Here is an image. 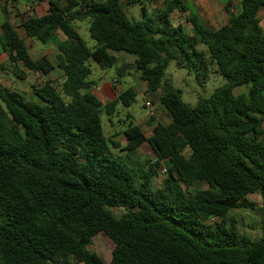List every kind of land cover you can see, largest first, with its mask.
<instances>
[{
  "label": "trees",
  "instance_id": "obj_1",
  "mask_svg": "<svg viewBox=\"0 0 264 264\" xmlns=\"http://www.w3.org/2000/svg\"><path fill=\"white\" fill-rule=\"evenodd\" d=\"M48 1V12L31 14L23 27L27 38L55 49V61L34 58L18 30L0 23V56L8 55L18 78H26L24 68L44 82L34 88L39 101L0 85V264H106L89 250L99 233L115 246L109 264H264V0H241L237 14L226 0L230 18L216 29L194 12V0H165L151 10L150 0ZM135 5L139 21L126 11ZM175 11L190 12V33L172 24ZM84 20L93 47L75 26ZM116 52L135 56L140 79L160 92L171 119L150 136L130 121L124 148L107 136L102 115L112 121L135 92L106 104L92 93V62L111 68ZM172 61L202 72L215 64L227 83L192 107L166 77ZM56 68L59 85L50 78ZM126 70L123 64L119 75ZM244 84L249 92L234 95ZM145 143L153 161L137 168L124 162L140 161ZM158 168L167 177L155 188ZM198 182L208 187L188 191ZM250 195L261 198V238L210 223L256 210Z\"/></svg>",
  "mask_w": 264,
  "mask_h": 264
},
{
  "label": "rangeland",
  "instance_id": "obj_2",
  "mask_svg": "<svg viewBox=\"0 0 264 264\" xmlns=\"http://www.w3.org/2000/svg\"><path fill=\"white\" fill-rule=\"evenodd\" d=\"M17 1L19 4L20 1H27V0H13ZM19 1V2H18ZM31 1H42V0H31ZM60 1H66V0H60ZM126 1V0H123ZM150 1H157L158 6L161 5L162 1L165 0H150ZM203 1H221V0H195L193 2V8H199L206 7V2ZM234 1L232 7L235 9V12H232L234 14H237L240 11V5L239 2L241 0H232ZM154 3H149V8ZM198 4V6H196ZM156 5L155 8H158ZM17 7V6H14ZM36 7V6H35ZM201 7V8H200ZM203 8V9H204ZM127 14L130 19H134L136 21H139L144 18L142 14V9L140 5H135L133 7L126 9ZM223 12V11H222ZM33 13V12H31ZM30 13V14H31ZM224 19L222 18V21L217 22V26H222L225 22L228 21L229 16L228 13L226 14L223 12ZM208 17V16H207ZM259 18L261 21V26L264 29V7L261 9L259 13ZM210 20V18H207ZM173 22L174 25H177L178 23L184 24L186 27V30L191 29V24L186 21V19L183 17L182 12L180 14H174L173 15ZM14 26L18 29L20 35L24 37L27 41V45L30 49V53L34 58H40L42 56H47L49 59L55 61L56 51L52 46H46L44 44H41L39 42H33V40L28 39L25 34L24 30L22 28V23H20V20L14 19ZM79 34L84 39L86 44L89 47H93L96 45V42L91 39L89 34V21L84 20L81 22H76L75 24ZM61 35V34H60ZM199 49H203L205 51L204 46L198 47ZM117 57L119 58L118 63L106 70L100 69L94 62H92V78L95 79L97 82H103V81H113L114 78L120 81V86L123 91H126L128 89H132L136 96L131 100L129 106H124L122 103L118 106V110L116 113L115 118L111 120H108L107 116L105 114L102 115L103 119V126L104 130L108 137L115 136L114 138L118 140L121 145L124 143V137L121 134V127L123 122H125L127 125L130 121L133 122V124L138 125L140 122L144 121L149 117L151 111H152V99L150 100L151 94H145V90L142 89L143 86V80L140 79L139 73L136 69V66L133 61H131V58H135V56L127 54L125 52H116ZM123 63L127 64V70L125 73L120 76L119 75V69L122 67ZM8 71L11 75L3 74V76L0 77V85L9 87L13 90L18 91L21 93L27 100L30 101H39V98L34 94V88L40 86L43 84V79L40 78L38 74L32 73L29 70H26L24 68L23 71L26 75L25 79L18 78L17 75L12 72L11 66L8 65ZM218 68L215 64H209L207 66V71L202 72V68L196 64L195 66L192 65L191 70L188 69H181L177 66L175 61H172L168 64L166 68V77L170 81V83L173 85L175 89L180 91L182 100L194 107L198 104L199 99H208L212 96L213 92L216 89H219L223 87L227 81L226 79L219 74L217 71ZM63 72L56 68L54 72L50 75V78L59 85L63 78ZM113 83V82H112ZM250 84H244L241 86H237L234 89V95L238 96L240 94H247L249 92ZM145 94V95H143ZM157 99V97H155ZM147 102L151 103V106L147 105ZM112 122V123H111ZM114 122V123H113ZM146 125V122L143 123ZM119 134V135H118ZM121 134V135H120ZM116 156H124L125 152L121 151L120 149H113ZM151 147L148 143H146L142 150L140 149L138 151V154L140 155L138 158H140V161H132L130 158L125 157L123 160L128 165H131L133 167H139L140 163H144L145 160H154L152 158L151 154ZM137 163V165H136ZM163 168H158V174L154 177L153 186L155 188H159L163 185L164 180L167 177V174L162 172ZM207 184L205 182H198L194 186L188 189L190 192H196L202 189L207 188ZM249 198L257 203L256 210H234L230 213L229 220L223 222L218 219L212 220L210 223H222L226 226H230L231 224L234 225V227L238 230L240 235H246L249 238L256 240L262 237V226H263V214L261 211V198L257 195H250ZM115 216L119 217L123 213V209H112ZM114 243L104 234L99 233L93 238L92 245L89 246V250L96 252L106 264H109L113 251H114ZM71 263H74V259L71 258Z\"/></svg>",
  "mask_w": 264,
  "mask_h": 264
},
{
  "label": "crops",
  "instance_id": "obj_3",
  "mask_svg": "<svg viewBox=\"0 0 264 264\" xmlns=\"http://www.w3.org/2000/svg\"><path fill=\"white\" fill-rule=\"evenodd\" d=\"M122 2L124 3L125 1L122 0ZM193 2H195V0L191 1V4H193ZM203 2H206V7L205 8L204 7H202V8L200 7L201 9L193 8L194 12H196L198 14V16L200 17L202 22L207 27L213 28V29L220 28L221 26H217V22L222 21V18L224 19V17H223L224 13L223 12L226 13L224 8H225V5H226L227 1L226 0H221V1H203ZM151 3H154V4L150 5L151 7L149 8V10L155 8L156 5L158 6V4H157L158 2L157 1H155V2L151 1ZM159 3H161V5H159L158 8L161 7L164 4V1L159 2ZM233 3H234V1H232V4H231V13L235 12V9L232 7ZM14 6H17V7H14ZM196 6H198V4ZM192 7H193V5H192ZM48 9H49V1L48 0H42V1L27 0V1H24V2L20 1L19 4L17 3V1L15 2L13 0H0V23H1V21L6 19L14 26V19L20 20V23H22V28L24 30V34L27 37L25 29L23 27L24 21L31 14L43 15V14L48 12ZM31 12H33V13H31ZM180 12H182L183 17L187 21V19L191 15L190 12L175 11L174 14L175 13L176 14H180ZM173 15L171 17V20H172V24L174 25ZM207 16L210 18V20L207 19L208 18ZM229 18H230V16H229ZM227 22L222 24V26L225 25ZM177 25H183L185 27V25L181 24V23H178ZM177 25H174V26H177ZM185 29H186V27H185ZM186 31L190 33L192 31V26H191V29L186 30ZM0 34H1V30H0ZM60 37L64 38L63 36H60ZM22 38H24V37H22ZM28 39H30V38H28ZM30 40H32V39H30ZM33 42H35V41L33 40ZM114 54L117 56L116 53H114ZM131 61L135 62V58L132 57ZM123 64H126V63H123ZM1 65H3V66L5 65V69H3V70L0 69V75L1 76H3V74L11 75L10 72L8 71V67H7L9 64H8V55L6 53H3L0 56V66ZM11 69H12V72H14V69H13L12 66H11ZM91 79L96 81L92 77H91ZM143 82L144 83H143L142 89H144V90L146 89L145 90L146 91L145 94L147 95L149 93V94H151V96H153V97L150 98V100L152 99L151 101L153 102L152 106H151L152 107V111H151L149 117H147V119H145L144 121L140 122L137 126L140 127V129L142 130V132L146 136H150L152 134V131H153V129H154V127L156 125H158V124L168 125L170 123L171 119H170V116H169L168 112L164 109V107L162 106V104L160 102V92L159 91H157V92H149L147 90V83L145 81H143ZM96 83L97 84L93 88L92 93L94 95H96L97 98L104 104L116 100L118 98V96L121 93L124 92L121 89L119 80H118V85H114L112 83V81H103V82H97L96 81ZM145 94H143V95H145ZM155 97H157V99ZM115 116L113 118H115ZM144 122H146V125L143 124ZM126 126H127V124L123 122L121 130H120L122 136L124 137V143H122V145H121V143L118 140H116L114 138L115 136L111 137L112 139L118 141L122 148H124L127 145V139H126V136L124 135V130L126 129ZM145 144H143L141 146V148H140L141 150H142V148H143V146ZM151 154L154 155L153 151H151ZM152 158H155V155L152 156Z\"/></svg>",
  "mask_w": 264,
  "mask_h": 264
},
{
  "label": "built area",
  "instance_id": "obj_4",
  "mask_svg": "<svg viewBox=\"0 0 264 264\" xmlns=\"http://www.w3.org/2000/svg\"><path fill=\"white\" fill-rule=\"evenodd\" d=\"M112 82H113L114 85H118V80L116 78ZM147 105L148 106H151V103L150 102H147ZM162 172L163 173H166V169H163Z\"/></svg>",
  "mask_w": 264,
  "mask_h": 264
}]
</instances>
